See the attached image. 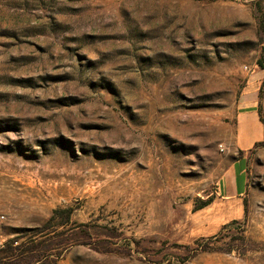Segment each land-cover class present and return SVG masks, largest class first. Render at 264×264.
I'll return each mask as SVG.
<instances>
[{"label":"rangeland","instance_id":"rangeland-1","mask_svg":"<svg viewBox=\"0 0 264 264\" xmlns=\"http://www.w3.org/2000/svg\"><path fill=\"white\" fill-rule=\"evenodd\" d=\"M244 99L264 0H0V264H264Z\"/></svg>","mask_w":264,"mask_h":264},{"label":"crops","instance_id":"crops-1","mask_svg":"<svg viewBox=\"0 0 264 264\" xmlns=\"http://www.w3.org/2000/svg\"><path fill=\"white\" fill-rule=\"evenodd\" d=\"M264 141V123L255 104L244 99L236 116V138L234 147L238 152H248L257 143ZM245 158L236 161L224 178L226 197H238L247 190L248 174Z\"/></svg>","mask_w":264,"mask_h":264},{"label":"trees","instance_id":"trees-1","mask_svg":"<svg viewBox=\"0 0 264 264\" xmlns=\"http://www.w3.org/2000/svg\"><path fill=\"white\" fill-rule=\"evenodd\" d=\"M262 122H263V121H262ZM260 146H264V141L259 142V143H257V144L255 145V147H260Z\"/></svg>","mask_w":264,"mask_h":264},{"label":"water","instance_id":"water-1","mask_svg":"<svg viewBox=\"0 0 264 264\" xmlns=\"http://www.w3.org/2000/svg\"><path fill=\"white\" fill-rule=\"evenodd\" d=\"M247 1H254V0H247Z\"/></svg>","mask_w":264,"mask_h":264}]
</instances>
